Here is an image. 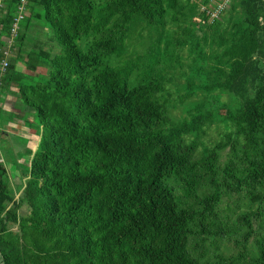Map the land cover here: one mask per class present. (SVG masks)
Here are the masks:
<instances>
[{
	"label": "trees",
	"instance_id": "obj_1",
	"mask_svg": "<svg viewBox=\"0 0 264 264\" xmlns=\"http://www.w3.org/2000/svg\"><path fill=\"white\" fill-rule=\"evenodd\" d=\"M18 4L0 13V60ZM208 4L28 0L0 128L37 140L17 199L0 162V264H264V0L212 19ZM208 119L225 130L211 145Z\"/></svg>",
	"mask_w": 264,
	"mask_h": 264
},
{
	"label": "rangeland",
	"instance_id": "obj_2",
	"mask_svg": "<svg viewBox=\"0 0 264 264\" xmlns=\"http://www.w3.org/2000/svg\"><path fill=\"white\" fill-rule=\"evenodd\" d=\"M26 10H27V15L30 16L31 15L29 12L30 6L27 5ZM33 23L35 24V26H38L37 22L34 21ZM20 25H23V22H21ZM27 35L36 38V41L34 39L32 40V44H34L35 47L42 46L46 49H49L52 54L61 53V47L59 46L58 41L54 37V34L48 28L47 30H45V32H42L41 30H39L38 27H34L32 29H29ZM143 36L145 37V34H143ZM139 42H140L139 40H136L132 48L135 49L136 52L141 53L143 49L140 47ZM133 49H130V51H132ZM1 54H2V49H1ZM11 57L16 58V71L22 72L23 71L22 63L24 62V57H22L23 59L22 62V60L20 59V55H18L17 53V49H14L12 51ZM175 82L178 83L179 81L176 80ZM183 82L184 80H181V83ZM219 101L225 103L226 97H221ZM13 103L14 100L11 101V105H13ZM6 105L3 104L2 107L4 108V106ZM13 106L14 107L10 108V111L12 110L14 115H16L19 107L16 103ZM6 107H10V105ZM225 112L226 111L224 110V108H221L218 111V118L219 119L223 118L225 116ZM179 113L180 111H178L176 114L178 115ZM0 118L3 119V116ZM25 120L28 121L27 118ZM29 121L32 122L31 117L29 118ZM6 122H7L6 125H4L3 123L2 128H0V162L3 163L4 166L7 168V170L9 171L10 184L13 190L16 192L21 187V185H23V177L21 175V171H22V163L26 160L24 159V157L25 158L30 157V155L27 154L25 150L28 149L34 150L33 146H35V141L37 140V135H36L37 133L34 130V128L30 129L27 126V124L21 127V129H18L11 123L10 120H7ZM207 123L209 127L206 128L205 130L206 135L204 137V142L206 143V145H211L213 142H217L224 139L225 130L221 123L215 122L214 119H208ZM17 135L19 138H17ZM24 143L25 144L27 143L26 146H24L25 145ZM16 193H17L16 194V199H17V197L19 196V192ZM19 212L20 215L21 214L24 215L26 213L25 207L20 209Z\"/></svg>",
	"mask_w": 264,
	"mask_h": 264
},
{
	"label": "built area",
	"instance_id": "obj_3",
	"mask_svg": "<svg viewBox=\"0 0 264 264\" xmlns=\"http://www.w3.org/2000/svg\"><path fill=\"white\" fill-rule=\"evenodd\" d=\"M8 0H0V13L5 8ZM230 0H209L208 7L202 6L201 11H205L206 9H210L209 17L216 18L223 9L228 6ZM27 5L28 0H19V4L17 6V10L15 13L14 22L10 29V35L5 38L4 43L5 47L2 49V57L0 60V75H2L6 69L8 68V61L11 57V53L14 47V41L20 29V23L24 21L27 17ZM199 19H197L198 21Z\"/></svg>",
	"mask_w": 264,
	"mask_h": 264
},
{
	"label": "crops",
	"instance_id": "obj_4",
	"mask_svg": "<svg viewBox=\"0 0 264 264\" xmlns=\"http://www.w3.org/2000/svg\"><path fill=\"white\" fill-rule=\"evenodd\" d=\"M21 60H22V62H23V59L22 58H20ZM24 61H25V58H24ZM0 106H2L1 104H0ZM12 128V127H11ZM17 128V127H16ZM21 129V128H20ZM15 135H16V133H15ZM18 136V135H17Z\"/></svg>",
	"mask_w": 264,
	"mask_h": 264
}]
</instances>
